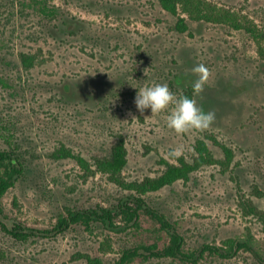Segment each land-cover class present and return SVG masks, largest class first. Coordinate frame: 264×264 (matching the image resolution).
I'll use <instances>...</instances> for the list:
<instances>
[{"label":"rangeland","instance_id":"1","mask_svg":"<svg viewBox=\"0 0 264 264\" xmlns=\"http://www.w3.org/2000/svg\"><path fill=\"white\" fill-rule=\"evenodd\" d=\"M209 1L242 12L264 29V0ZM47 6L55 16L41 15L30 0H0V149L14 148L24 165L2 200L7 226L18 221L50 230L67 210L116 212L129 192L98 171L95 161L109 157L119 139L127 153L122 176L140 182L159 176L178 157L192 162L198 139L221 159L220 148L207 138L213 135L233 150L230 169L204 166L186 182L147 193L146 202L175 224L187 251L251 235L264 257L262 225L238 208V195L263 207L253 188L264 191V60L251 38L191 20L189 33H179L175 17L157 0H47ZM22 55L32 58L31 67L23 66ZM199 63L210 74L193 98L215 113L208 129L177 134L166 125L168 110L139 112L134 98L140 86L167 83L183 94ZM61 146L85 159L90 170L56 157ZM139 223L138 229L76 224L27 242L0 226V264H87L84 256L113 264L123 249L167 243L148 216L142 214ZM106 238L111 249L102 252ZM138 252L130 264H191ZM192 264L264 261L241 250L229 259L205 253Z\"/></svg>","mask_w":264,"mask_h":264},{"label":"trees","instance_id":"2","mask_svg":"<svg viewBox=\"0 0 264 264\" xmlns=\"http://www.w3.org/2000/svg\"><path fill=\"white\" fill-rule=\"evenodd\" d=\"M160 7L175 17L174 30L179 33H189L187 20L204 22L213 25H223L235 31L246 33L256 46L260 58L264 60V29L258 27L247 15L236 12L224 5H218L209 0H157ZM30 6L44 16H55L57 11L47 6V0H30ZM24 67L33 65L32 58L21 56ZM192 86L183 93L189 97L194 96ZM222 153L221 159H216L203 139H198L194 145L195 157L192 162L178 157L175 164L165 163L164 171L157 177L145 178L140 182H128L122 176V171L127 164V153L122 139H119L111 149L107 158L97 159L95 166L98 171L106 174L108 178L119 188L129 192V196L121 199L116 212L106 208L97 210H67L66 215L57 219L56 224L50 230H36L29 228L18 221H11L10 226L5 223L7 217L4 213L2 200L5 194L15 186L24 174V165L14 148L0 149V226L3 231L19 242H27L33 237H53L68 230L76 224L90 226L92 222H100L111 229L127 227L138 229L141 215L148 216L156 225L158 232L167 237V243L158 247L157 243L150 245L141 244L137 248H127L121 251L119 259L113 264H130L138 257V250L148 252L156 258H170L181 260L185 263H196L204 257L205 253L220 258L229 259L241 250L251 251L261 263L264 261L262 253L254 249V240L251 235L245 239L229 238L222 242L221 246L204 244L200 249L187 251L184 248V239L178 232L174 223L158 210L150 207L146 202L147 193L157 192L165 187L173 185L177 181L186 182L190 175L207 165H219L222 169H230L233 160V150L219 142L215 136L207 135ZM10 144V143H9ZM11 146V145H10ZM60 158H72L78 166L90 170L89 164L79 155H74L70 150L61 146L55 153ZM253 194L262 200L263 207L259 209L249 198L238 195V208L243 216L256 218L262 225L264 232V191L253 188ZM110 239L106 238L101 243V251L111 249ZM262 255V256H261ZM87 264H102L98 258L84 256Z\"/></svg>","mask_w":264,"mask_h":264},{"label":"clouds","instance_id":"3","mask_svg":"<svg viewBox=\"0 0 264 264\" xmlns=\"http://www.w3.org/2000/svg\"><path fill=\"white\" fill-rule=\"evenodd\" d=\"M192 72L197 77L192 88L194 93L198 94L204 88L210 74L209 69L205 64L199 63L193 66ZM134 104L140 113H143L145 109H150L151 114L168 110L166 125L177 134H182L187 130L208 129L215 120L213 111H204L193 97L174 93L167 83L140 86L137 89Z\"/></svg>","mask_w":264,"mask_h":264}]
</instances>
